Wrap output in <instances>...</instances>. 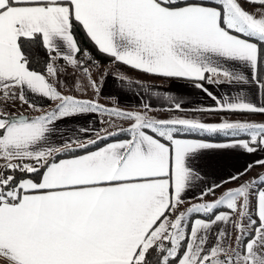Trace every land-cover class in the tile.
Returning <instances> with one entry per match:
<instances>
[{
    "label": "snow or ice",
    "instance_id": "1",
    "mask_svg": "<svg viewBox=\"0 0 264 264\" xmlns=\"http://www.w3.org/2000/svg\"><path fill=\"white\" fill-rule=\"evenodd\" d=\"M111 65L213 103L166 92L157 110L154 92L140 111L108 107ZM86 115L108 127L65 134ZM253 115L264 0H0V264H264V171L244 179L264 170V121L231 119ZM210 150L259 158L209 179Z\"/></svg>",
    "mask_w": 264,
    "mask_h": 264
},
{
    "label": "crops",
    "instance_id": "2",
    "mask_svg": "<svg viewBox=\"0 0 264 264\" xmlns=\"http://www.w3.org/2000/svg\"><path fill=\"white\" fill-rule=\"evenodd\" d=\"M110 64V63H109ZM118 75L125 76L143 85V88L137 87L133 84L131 87L127 83H121L120 80L116 79ZM94 77L101 83L100 76L98 73H94ZM98 82V83H99ZM148 91L145 92L144 89ZM215 91L223 94L228 92V86H220L216 88ZM159 92V96H151V103L154 104L157 110L160 109L161 105L167 106L168 101L163 99L164 94H168L179 97L182 93L184 95V100L190 102V107H198L202 105H210L213 102L206 96L190 89V87L185 86L183 81L175 80H165L160 78H154L150 76L141 75L139 72L132 70L131 68L123 65H111L106 78L102 81L100 87V95L98 97L99 102L108 107H118L125 111H140L141 105L144 101L148 100V97L154 93ZM191 93V94H187ZM231 94H235L233 91ZM93 94L89 92L84 98H92ZM47 104V101H44ZM156 115H162V112L157 111L156 113H150ZM107 117H100L97 115H86L77 118L74 121L66 122L65 134H68V129H76L78 127H90L92 129H101L108 127V124L102 123V120H107ZM205 119H215L208 118ZM231 119H248L257 122H261L264 116L253 115V116H233ZM117 124L127 127V122L117 120ZM125 124V125H124ZM109 131H114L115 128H108ZM92 135V133H89ZM258 155H244L236 151H216L210 150L204 154V156L199 161L200 167L203 172L207 173L209 179H220L221 177H226L229 172L242 170L246 163H250L258 159ZM264 171L257 167L244 179H250L255 177L258 172ZM234 184H229L227 187H234ZM219 195V193H217Z\"/></svg>",
    "mask_w": 264,
    "mask_h": 264
},
{
    "label": "trees",
    "instance_id": "3",
    "mask_svg": "<svg viewBox=\"0 0 264 264\" xmlns=\"http://www.w3.org/2000/svg\"><path fill=\"white\" fill-rule=\"evenodd\" d=\"M77 38L82 42L83 47L88 48L92 52L97 61H99L102 65H109L110 58L99 53L98 50L87 39H85L82 32H77Z\"/></svg>",
    "mask_w": 264,
    "mask_h": 264
},
{
    "label": "rangeland",
    "instance_id": "4",
    "mask_svg": "<svg viewBox=\"0 0 264 264\" xmlns=\"http://www.w3.org/2000/svg\"><path fill=\"white\" fill-rule=\"evenodd\" d=\"M95 78V77H94ZM98 81V80H97ZM99 82V81H98ZM100 83V82H99ZM77 95H79L78 93H77ZM103 104H105V103H103ZM263 121H264V119H263ZM125 125V124H124Z\"/></svg>",
    "mask_w": 264,
    "mask_h": 264
}]
</instances>
